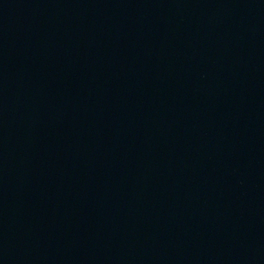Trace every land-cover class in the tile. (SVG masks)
Wrapping results in <instances>:
<instances>
[{"label":"water","instance_id":"95a60500","mask_svg":"<svg viewBox=\"0 0 264 264\" xmlns=\"http://www.w3.org/2000/svg\"><path fill=\"white\" fill-rule=\"evenodd\" d=\"M0 264H264V0H0Z\"/></svg>","mask_w":264,"mask_h":264}]
</instances>
